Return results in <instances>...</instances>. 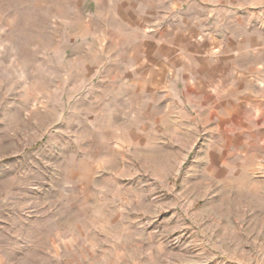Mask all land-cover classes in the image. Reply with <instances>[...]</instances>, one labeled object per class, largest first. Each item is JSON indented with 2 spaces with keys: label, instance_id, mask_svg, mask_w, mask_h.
<instances>
[{
  "label": "rangeland",
  "instance_id": "374dc122",
  "mask_svg": "<svg viewBox=\"0 0 264 264\" xmlns=\"http://www.w3.org/2000/svg\"><path fill=\"white\" fill-rule=\"evenodd\" d=\"M146 30L264 66V0H0V264H264L246 109L174 106L171 72L153 106Z\"/></svg>",
  "mask_w": 264,
  "mask_h": 264
},
{
  "label": "crops",
  "instance_id": "0c3cea01",
  "mask_svg": "<svg viewBox=\"0 0 264 264\" xmlns=\"http://www.w3.org/2000/svg\"><path fill=\"white\" fill-rule=\"evenodd\" d=\"M144 42L135 45L137 62L145 63L149 81L144 82L146 92L153 96V106H168L169 73L177 80H188L179 91L176 87L174 106H242L247 111V127L241 143L252 150L256 161L264 158V66L260 58L236 60V56L222 60H207L198 63V70L185 72L183 41L169 40L166 32H147ZM171 41V43L169 42ZM264 39L259 38V44ZM176 47L175 53L169 47ZM226 52V51H225ZM235 55V52L232 51ZM174 55V57H173ZM140 57V58H139ZM146 61V62H145ZM224 68H217V63ZM143 65V64H142ZM207 67V68H206ZM223 70V71H222ZM173 71V74H172ZM171 78V77H170ZM141 86V83H139ZM254 112V116L251 114ZM262 147V148H261ZM263 160V159H262Z\"/></svg>",
  "mask_w": 264,
  "mask_h": 264
}]
</instances>
